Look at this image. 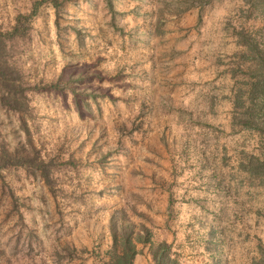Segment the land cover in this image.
<instances>
[{"label":"rangeland","instance_id":"obj_1","mask_svg":"<svg viewBox=\"0 0 264 264\" xmlns=\"http://www.w3.org/2000/svg\"><path fill=\"white\" fill-rule=\"evenodd\" d=\"M36 1L8 45L35 87L24 120L56 162L53 189L0 169V264H107L121 212L177 264L257 261L264 135L241 122L249 103H234L256 67L239 33L264 53V0H64L58 13L0 0V29ZM25 137L19 113L0 107V146ZM137 249L133 264H151L149 245Z\"/></svg>","mask_w":264,"mask_h":264},{"label":"trees","instance_id":"obj_2","mask_svg":"<svg viewBox=\"0 0 264 264\" xmlns=\"http://www.w3.org/2000/svg\"><path fill=\"white\" fill-rule=\"evenodd\" d=\"M47 1L58 13L64 0ZM39 3L40 1L34 3L33 10L28 16L19 15L16 24L10 31L3 32L0 29V107L19 113L21 129L26 136L25 141L19 143L12 150L5 145L0 146V169L25 167L29 173L40 176L52 190V175L56 162L41 155L32 141L24 120L30 109L28 91L35 87L23 79L19 68L10 60L11 49L8 45L14 37L25 35L26 26L20 24L23 19H29L36 13ZM172 9L176 13L185 10V8L178 7ZM56 25L59 26L57 22ZM239 36L247 49V52L241 57L249 59L256 67L250 75L253 80L248 82L246 98H243L244 89L238 88L234 104L241 108L245 103H249V106L245 107L244 119L241 122L264 135V53L258 48V42L249 34L240 32ZM52 86L59 87L58 84H52ZM74 91L77 90L74 89ZM78 92L95 98L92 92H86L84 88L75 93ZM136 226L127 221L123 212L120 213L119 218L111 219L109 224L111 246L108 251L107 264H133L135 256L139 253L137 244L149 245L151 264H177V260L171 256L169 245L166 242H154L148 227L143 224ZM252 264H264V254Z\"/></svg>","mask_w":264,"mask_h":264}]
</instances>
